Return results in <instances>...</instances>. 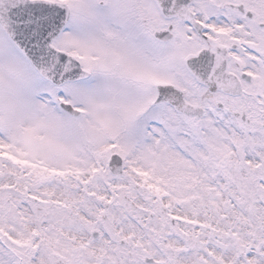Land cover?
Listing matches in <instances>:
<instances>
[{"label": "snow or ice", "instance_id": "obj_1", "mask_svg": "<svg viewBox=\"0 0 264 264\" xmlns=\"http://www.w3.org/2000/svg\"><path fill=\"white\" fill-rule=\"evenodd\" d=\"M0 264H264V0H0Z\"/></svg>", "mask_w": 264, "mask_h": 264}]
</instances>
